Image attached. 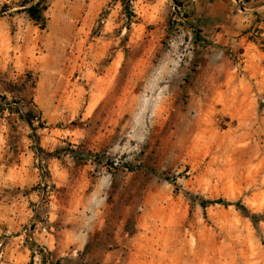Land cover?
Wrapping results in <instances>:
<instances>
[{"label":"rangeland","instance_id":"1","mask_svg":"<svg viewBox=\"0 0 264 264\" xmlns=\"http://www.w3.org/2000/svg\"><path fill=\"white\" fill-rule=\"evenodd\" d=\"M177 3L0 0V264H264V68Z\"/></svg>","mask_w":264,"mask_h":264},{"label":"crops","instance_id":"2","mask_svg":"<svg viewBox=\"0 0 264 264\" xmlns=\"http://www.w3.org/2000/svg\"><path fill=\"white\" fill-rule=\"evenodd\" d=\"M184 27L201 36L199 43L220 47L241 60L259 58L264 68V0H178ZM234 51V52H233Z\"/></svg>","mask_w":264,"mask_h":264},{"label":"trees","instance_id":"3","mask_svg":"<svg viewBox=\"0 0 264 264\" xmlns=\"http://www.w3.org/2000/svg\"><path fill=\"white\" fill-rule=\"evenodd\" d=\"M27 13L29 14V16L35 20H43V17L41 15V10L38 7V3H33L30 4L29 6H27L26 8ZM27 114L30 115V112H28ZM27 123L29 125H31V122L29 119H27ZM213 203H221L223 205H230L233 204L236 209H238L243 215H245L246 217H248L252 222L257 221V219L260 217L259 214L257 213H253L251 211H249L243 204H241L239 201L231 203L229 201H226L222 198H218V199H213V200H208V199H200V204L202 206H207L209 204H213Z\"/></svg>","mask_w":264,"mask_h":264}]
</instances>
